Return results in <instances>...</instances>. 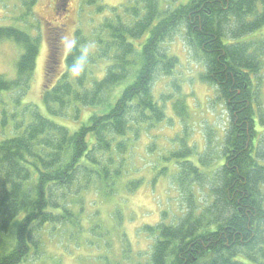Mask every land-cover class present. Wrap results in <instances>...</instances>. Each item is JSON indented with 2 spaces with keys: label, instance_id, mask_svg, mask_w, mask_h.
I'll return each instance as SVG.
<instances>
[{
  "label": "trees",
  "instance_id": "1",
  "mask_svg": "<svg viewBox=\"0 0 264 264\" xmlns=\"http://www.w3.org/2000/svg\"><path fill=\"white\" fill-rule=\"evenodd\" d=\"M18 1L21 13L0 27V42L19 49L15 77L0 75V264H62L63 255L50 253L46 242L55 234L76 243L58 244L66 253L81 246V237L97 252L105 246L95 258L103 264H264L256 81L264 77V38L257 35L264 0H133L111 8L89 37L76 31L65 69L51 83L60 46L52 28L45 74L51 84L43 87L41 106L26 100L40 53L38 0ZM95 2L87 0L92 8ZM175 33L203 67L199 81L216 89L228 111L222 148L211 169L181 146L165 158L180 169L173 179L183 211L169 222L163 212L155 226L141 228L151 239L145 255L130 256L126 244L115 258L121 205L106 228L99 211L85 221L86 197L127 199L144 185L133 179L127 152L166 120L167 100L156 97L154 85L178 67L167 45ZM172 107L179 110V101ZM84 112L75 129L60 122L78 123Z\"/></svg>",
  "mask_w": 264,
  "mask_h": 264
},
{
  "label": "rangeland",
  "instance_id": "2",
  "mask_svg": "<svg viewBox=\"0 0 264 264\" xmlns=\"http://www.w3.org/2000/svg\"><path fill=\"white\" fill-rule=\"evenodd\" d=\"M92 8L87 0H38L35 6V15L39 21L40 53L34 78L30 84L26 100L41 104L42 91L45 84H51L59 77L65 69V58L68 49L74 44L76 31L81 30L84 36H90L94 28L102 20L109 16V9L119 7L133 0H95ZM186 1V0H184ZM18 0H0V27L11 25L14 17L21 13V5ZM98 7L103 8L100 14H94ZM58 9V10H56ZM53 28V29H52ZM57 33L59 38V51L56 58V72L51 70V83L45 80L46 68L49 62V33ZM58 29V30H57ZM264 38V30L258 33ZM183 37L175 33L169 39L168 49L178 60V67L171 78H158L154 85V93L160 100L166 99V120L158 124L150 132L148 137L135 140L127 152V163L131 167L133 179H144V185L133 192L127 199L120 196L111 200H103L95 193H89L86 197L87 216H92L99 211V220L106 228L114 225L115 208L121 205L123 210L122 229L119 239L114 242V253L116 255L127 248L130 256L145 255L151 245V239L143 234V226H155L167 212V222L173 221L174 216H179L183 211L182 196L173 178L180 172L179 167H172L176 162L165 160L171 153L181 149L190 150L189 159L196 162L193 152L200 158H204L209 169L215 166L221 151V139L228 125V111L219 100L216 89L199 81V75L203 73V67L196 62L189 49L183 45ZM19 56L18 47L10 40L0 42V75L9 78L15 77V64ZM261 78V79H260ZM258 79H260L258 81ZM258 110L260 122L264 130V77H257ZM179 101V110L172 107ZM84 112L79 122L68 119H60V122L71 129H75L87 118ZM261 124V123H260ZM185 143V146L183 143ZM182 143V145L180 144ZM188 146V147H187ZM179 150V151H180ZM201 158V159H202ZM163 161V162H162ZM208 168V167H207ZM157 169V170H156ZM167 169V174L161 170ZM157 174V175H156ZM154 182V183H153ZM115 237V236H114ZM122 238V239H121ZM47 240L49 252L62 254V264H103L98 263L95 258L99 253L106 250L103 246L97 252L95 247H88L87 241L81 237L77 249L70 252L63 251L58 244H76L68 241L67 237L52 235ZM113 244V243H112ZM70 249V248H69ZM125 250V249H123ZM126 251V250H125ZM109 252V249H108ZM107 252V253H108ZM105 254V253H103Z\"/></svg>",
  "mask_w": 264,
  "mask_h": 264
}]
</instances>
